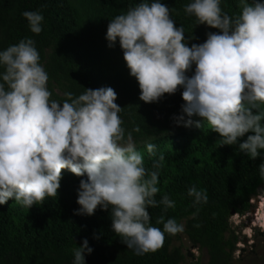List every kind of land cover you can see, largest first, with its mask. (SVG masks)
Returning <instances> with one entry per match:
<instances>
[{"label": "clouds", "instance_id": "9594fccd", "mask_svg": "<svg viewBox=\"0 0 264 264\" xmlns=\"http://www.w3.org/2000/svg\"><path fill=\"white\" fill-rule=\"evenodd\" d=\"M220 4L191 0L185 5L195 26L218 30L206 33L199 44L188 46L183 27L174 26L161 0H141L116 15L107 24L105 39L108 47L118 43L141 101L157 102L179 87L183 103L171 118L175 126L201 128L206 122L219 134L220 145L238 144L249 159L264 160V0H239L240 12L233 16ZM22 16L31 33L42 31L40 12L24 11ZM39 59L30 38L0 50V205L12 198L29 209L45 197H56L61 169H67L84 177L75 215L91 216L98 206L109 210L110 229L121 243L136 254L156 251L165 233L183 230L171 218L157 220L162 229L150 224L147 209L158 203L160 164L145 168L131 134L125 136L118 115L122 108L111 87H82V94L66 92L62 102L52 100ZM246 133L251 134L238 143ZM154 147L146 145L149 153ZM258 171L264 178V162ZM187 194L194 205L207 202V194L195 186ZM159 203L174 207L167 195ZM92 251L88 239H82L72 250V264H86Z\"/></svg>", "mask_w": 264, "mask_h": 264}, {"label": "trees", "instance_id": "16d2710c", "mask_svg": "<svg viewBox=\"0 0 264 264\" xmlns=\"http://www.w3.org/2000/svg\"><path fill=\"white\" fill-rule=\"evenodd\" d=\"M140 2L0 0V50L21 39H32L39 63L48 74L47 88L52 100L62 102L66 92L77 96L83 88L111 87L117 94L114 102L122 108L118 115L125 136L131 134L145 168L153 170L154 162L160 164L159 191L154 196L158 203L147 209L151 226L162 229L157 220L163 217L165 221L174 219L183 230L165 233L163 245L156 251L136 254L110 229L109 210L98 206L91 216L74 214L79 207V180L84 177L61 169L56 197H45L43 203L29 209L12 198L0 205V264H72V250L84 238L93 249L85 257L86 264H184L186 256L181 244L174 245L180 236L206 253L207 264H233L237 237L229 218L232 211L238 215L251 211V201L264 193V178L258 171L264 160L260 156L249 159L239 151L238 144L220 145L219 134L211 131L206 122L201 128L175 126L171 118L179 114L183 103L179 87L174 94H164L154 103L139 99L138 84L129 75L122 50L118 43L108 47L105 33L112 18ZM161 2L169 7L174 26L183 27L188 46L202 43L206 33L218 31L203 24L195 26V18L184 11L191 0ZM220 7L230 16L240 12L239 0H221ZM24 11L42 14L39 34L30 32L22 16ZM186 74L190 76L192 71ZM260 108L264 109V104ZM249 134L238 138V143ZM149 143L155 146L152 153L146 148ZM193 186L207 194V202L193 204L187 194ZM165 195L174 207L165 208L159 203Z\"/></svg>", "mask_w": 264, "mask_h": 264}, {"label": "rangeland", "instance_id": "374dc122", "mask_svg": "<svg viewBox=\"0 0 264 264\" xmlns=\"http://www.w3.org/2000/svg\"><path fill=\"white\" fill-rule=\"evenodd\" d=\"M252 211L243 215L233 214L229 218L234 235L237 237L236 251L233 254V264H264V222H260V213L264 214V193L251 201ZM182 246L184 264L199 259L200 264H207L204 251L193 248L184 236L174 241V245Z\"/></svg>", "mask_w": 264, "mask_h": 264}, {"label": "bare ground", "instance_id": "6f19581e", "mask_svg": "<svg viewBox=\"0 0 264 264\" xmlns=\"http://www.w3.org/2000/svg\"><path fill=\"white\" fill-rule=\"evenodd\" d=\"M261 209H262V211H263L264 208L261 207V208H260V212H261ZM263 212H264V211H263ZM259 220H260V222H262V223L264 222V214L261 215V213H260V218H259Z\"/></svg>", "mask_w": 264, "mask_h": 264}, {"label": "water", "instance_id": "95a60500", "mask_svg": "<svg viewBox=\"0 0 264 264\" xmlns=\"http://www.w3.org/2000/svg\"><path fill=\"white\" fill-rule=\"evenodd\" d=\"M233 214H234V212L232 211V212H231V215H233Z\"/></svg>", "mask_w": 264, "mask_h": 264}]
</instances>
